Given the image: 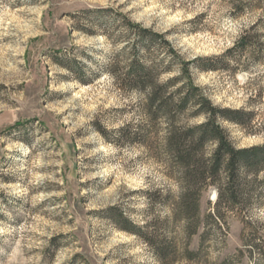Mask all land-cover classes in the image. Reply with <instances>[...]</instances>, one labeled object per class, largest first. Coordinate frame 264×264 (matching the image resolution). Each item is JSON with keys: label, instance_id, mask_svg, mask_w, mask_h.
<instances>
[{"label": "rangeland", "instance_id": "374dc122", "mask_svg": "<svg viewBox=\"0 0 264 264\" xmlns=\"http://www.w3.org/2000/svg\"><path fill=\"white\" fill-rule=\"evenodd\" d=\"M230 1L0 0V264H160L107 216L114 208L137 225L168 223V210L141 191L176 186L149 149L116 144L97 129L139 118L134 94L105 71L92 78L122 47L116 28L107 38L103 27L119 13L164 34L185 60L215 57L262 14L236 16ZM105 10L111 22L99 16ZM256 29L264 39V18ZM192 74L214 104L253 111L246 127L220 120L237 147L264 143V54ZM215 197L211 187L200 199L203 222ZM251 216L261 223L246 230L233 214L221 232L209 220L198 257L174 264H264L238 251L244 241L264 251V204H252Z\"/></svg>", "mask_w": 264, "mask_h": 264}, {"label": "trees", "instance_id": "16d2710c", "mask_svg": "<svg viewBox=\"0 0 264 264\" xmlns=\"http://www.w3.org/2000/svg\"><path fill=\"white\" fill-rule=\"evenodd\" d=\"M230 4L236 16L251 9H260L262 14L240 32L231 47L215 57L185 60L164 34L135 24L119 13H113L112 23L103 27L102 33L107 38L111 36L110 28H116L113 41L122 43V47L92 78L105 71L119 90L134 94L139 118L110 132L101 127L97 129L116 144L149 149L176 186L175 192L169 188L141 191L150 203H159L168 210L165 218L168 223L159 225L145 220L137 225L114 208L107 216L117 228L139 237L160 264L197 258L210 230L209 220L220 232L228 226L229 214L240 218L245 230L261 223L252 219L251 205L264 204V143L237 147L220 124V120H226L246 127L253 111L214 104L194 83L192 74L193 70H217L223 62L239 64L247 53L256 60L264 54V39L256 29L264 18V0H231ZM105 11L99 16L108 19L110 12ZM81 29L87 31L84 27ZM74 68L70 70L76 78L85 80ZM167 73L173 74L163 77ZM110 134L113 136L109 137ZM211 187L216 197L212 211L204 216L203 222L200 199ZM196 234L200 238L199 246L191 249V238ZM243 245L245 250L238 249L240 254L247 252L250 259L264 257L258 244L249 246L244 241Z\"/></svg>", "mask_w": 264, "mask_h": 264}]
</instances>
